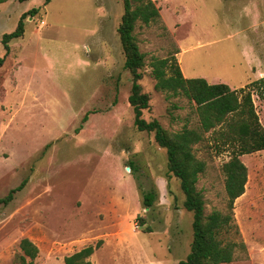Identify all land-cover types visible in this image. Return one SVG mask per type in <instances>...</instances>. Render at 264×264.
<instances>
[{"label":"rangeland","instance_id":"374dc122","mask_svg":"<svg viewBox=\"0 0 264 264\" xmlns=\"http://www.w3.org/2000/svg\"><path fill=\"white\" fill-rule=\"evenodd\" d=\"M153 1L161 17L138 21L134 32L145 54L147 121L158 120L171 134L200 127L193 102L155 88L156 58L174 56L186 78L235 90L264 78V0ZM33 9L8 54L4 35ZM123 14L122 0L0 5V199L25 182L0 204V264H21L25 238L39 248L36 264H65L99 242L94 264H179L191 251L193 213L169 172L167 150L134 125L133 77L119 35ZM253 101L264 127V98L253 91ZM194 153L206 164L197 185L206 215L227 213L223 165L230 151L208 132ZM241 160L248 183L235 202L239 234L228 238L245 248L238 246L229 264H264V151ZM150 191L157 197L145 208Z\"/></svg>","mask_w":264,"mask_h":264},{"label":"trees","instance_id":"16d2710c","mask_svg":"<svg viewBox=\"0 0 264 264\" xmlns=\"http://www.w3.org/2000/svg\"><path fill=\"white\" fill-rule=\"evenodd\" d=\"M10 0H0V4ZM23 1V0H21ZM52 0H46L49 4ZM124 14L119 26L120 40L126 56L125 68L133 77L132 93L129 103L134 110V125L141 132L154 133L155 141L167 150L169 172L181 182L185 196L184 206L193 213V242L191 251L179 264H229L233 262L236 248H245L244 243L228 238V234H239L234 222L235 202L241 198L248 183V168L241 160L244 155L264 151V127L262 126L255 103L253 91L264 98V78L251 82L240 90H232L227 84H210L206 79L185 78L176 57L154 59L152 75L158 91H170L175 96H184L196 105L199 116V128H185L180 132L169 133L158 120L147 121L143 111L150 108V95L143 93L141 80L144 77L145 54L140 50L134 34L137 22L146 25L157 21L160 9L153 0H122ZM38 9L24 13L18 27L12 33L5 34L3 44L10 53L9 43L22 38L25 34V22L30 14ZM4 59L0 58V64ZM87 117L84 118L86 120ZM217 134V144L222 151H230V160L223 165L225 191L228 199L227 213L215 210L206 215V202L203 192L198 189L200 175L206 164L194 153V146L200 143L204 134ZM131 166V170L133 171ZM25 185L11 190L0 204H9L16 192ZM157 197L156 191L144 194L145 208H151ZM149 233L152 230L146 229ZM88 246L65 258V264H94L90 258L101 247ZM23 254L21 264H36L39 248L30 239L20 242Z\"/></svg>","mask_w":264,"mask_h":264},{"label":"crops","instance_id":"0c3cea01","mask_svg":"<svg viewBox=\"0 0 264 264\" xmlns=\"http://www.w3.org/2000/svg\"><path fill=\"white\" fill-rule=\"evenodd\" d=\"M10 1H12V0H10ZM10 1H7V2H10ZM23 1H25V0H23ZM2 4H4V3H2ZM1 5V4H0ZM184 75V74H183ZM185 77V76H184ZM186 78V77H185ZM211 84V83H210ZM231 88V87H230ZM232 90H235L234 88H231Z\"/></svg>","mask_w":264,"mask_h":264},{"label":"water","instance_id":"95a60500","mask_svg":"<svg viewBox=\"0 0 264 264\" xmlns=\"http://www.w3.org/2000/svg\"><path fill=\"white\" fill-rule=\"evenodd\" d=\"M129 170H130V168H129Z\"/></svg>","mask_w":264,"mask_h":264}]
</instances>
